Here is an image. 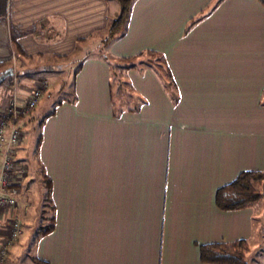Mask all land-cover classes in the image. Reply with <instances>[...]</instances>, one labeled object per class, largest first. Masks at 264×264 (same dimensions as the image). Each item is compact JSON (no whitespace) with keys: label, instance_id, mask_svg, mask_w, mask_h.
<instances>
[{"label":"crops","instance_id":"1","mask_svg":"<svg viewBox=\"0 0 264 264\" xmlns=\"http://www.w3.org/2000/svg\"><path fill=\"white\" fill-rule=\"evenodd\" d=\"M170 1L136 0L127 36L108 52L129 56L149 40L161 51V40L173 37L175 48L165 54L179 88L177 104L153 72L149 82L146 73L130 71L131 99L146 98L147 104L129 105L117 118L109 66L87 57L72 87L62 86L74 102L62 101L44 123L40 159L51 179L53 230L45 239H51L52 264H206L201 244L254 242L260 200L224 211L214 198L241 171H264V6L220 0L183 38L166 32ZM212 1L198 0L194 9ZM183 4L187 11L191 4ZM116 9L105 0H0V61L12 64L15 46L32 58L67 59L89 47L90 41L78 40H94ZM131 35L141 44L128 45ZM116 83L122 92L123 82ZM3 94L0 111L8 97ZM248 98L254 112L220 107L215 113V103ZM12 213H0V242ZM83 213L98 222L84 224Z\"/></svg>","mask_w":264,"mask_h":264},{"label":"rangeland","instance_id":"2","mask_svg":"<svg viewBox=\"0 0 264 264\" xmlns=\"http://www.w3.org/2000/svg\"><path fill=\"white\" fill-rule=\"evenodd\" d=\"M135 1L136 0H133L132 5ZM197 1L198 0L170 1V11L168 15L169 20L167 22L168 24L166 29L167 33L172 32L174 37L177 33L183 38L188 37L190 33L195 31L196 26L200 22H202L208 16V14H210L212 10L216 6H218V3L220 2V0H213L212 4L210 3L206 6H200L194 9L193 3ZM183 3L191 4L190 8L187 11ZM108 4H110V7H115L117 5L114 0H110ZM115 11H117V9ZM130 16L127 22L126 31L124 30L125 33L123 36L125 37L127 36L126 33L130 22ZM104 35V30L97 33L94 40H92L89 44V47L87 46L80 51H74V54L67 59H55L51 56L40 58L38 56H35L32 59L26 60L23 56L15 54L14 52V62L12 61L11 64L14 73L12 77L7 78L0 83V98L4 96V90L8 94V96H10L12 93H15L18 97L22 92H24L25 94V92L29 90L28 88H31L34 85V82L41 77L46 78L49 85L48 89L40 98L37 107L26 118V121L24 123L22 143L18 149L17 157L22 162H24L28 168L27 175L20 189L21 202L27 206V210L25 212H21L23 230L22 235L10 247L6 260L3 264H40L36 262V259L38 258L47 260L48 262H51V264L53 262L51 239L49 241H46L45 239L50 233L46 235H40L38 233L39 229L43 225L49 223L48 217L52 214V212L44 198L45 190L41 181L40 168L37 163V160L41 162L40 148L39 150L36 149L37 139L40 135H42L43 138L44 123L49 118H45L46 114L50 113L53 109H56L60 105L58 104L59 101H68L67 103L74 102L73 99H71V94H68L66 92V89H70V87H72L73 73L85 56V53H83L84 50H89V54L97 55V49L95 48L98 44V39L104 37ZM122 37H118L114 41H112L109 44V47ZM127 40L128 45L135 44V46H138L141 44V40L134 35H131ZM146 42H148L147 48L140 49L139 51L129 56L138 55L140 52H144L145 50H155L161 52L166 58L165 52H169L170 50L175 48V39L173 37H171V39L165 38L161 40V47L164 48L161 51L155 48L157 47V40H149ZM166 61L168 63L167 58ZM130 71H135L139 77H144V74L146 73V75L149 77V82L152 80L150 74L151 72H153L159 78L160 83H162V85L166 88L172 103H178L179 88L177 87V85L174 87V85L167 83L168 80L165 74H158L151 67H137L129 69L121 75L119 81L123 82L122 92L118 91L116 85V82H118L117 78H112V80L114 81L112 83V114L117 118L121 116L122 112H124L129 105H134L135 109H140L147 104L146 98H141L140 101L131 99L132 96L129 90L132 85L130 84L129 80H126V77ZM65 84L66 89L62 88V86H64ZM140 85L141 83L139 82V87ZM229 91L230 90H228L226 93H228ZM252 92L253 89H251L249 93ZM261 93L262 94L260 95L259 100L260 104L264 107V88L262 89ZM215 105V113L220 107L224 108L223 111H228V113H231L244 112L245 110L254 112L256 104L252 98H248L243 102V104H236L231 101L228 102L226 106L225 104L219 103H215ZM215 105L211 104L210 108L214 109ZM199 111V109H196L191 112ZM43 119V125L40 126V122ZM161 120H163L162 115H158L155 119L157 123H159ZM156 130L157 132H166V129L160 127H156ZM49 145H52V143H49ZM258 187L261 190L262 197L260 198V201L257 203L254 209L257 215L254 219V242L252 240V242L250 241L251 248L246 254V260L248 264H264V181ZM81 217L84 224L98 222V220L96 219V215H93L92 213H83ZM7 219H5L3 222L4 228L7 223ZM4 230L6 231V229ZM47 249H49L50 251Z\"/></svg>","mask_w":264,"mask_h":264},{"label":"trees","instance_id":"3","mask_svg":"<svg viewBox=\"0 0 264 264\" xmlns=\"http://www.w3.org/2000/svg\"><path fill=\"white\" fill-rule=\"evenodd\" d=\"M110 2V0H105ZM117 3V11L110 14L108 18V24L104 29V37L98 39L96 45L97 55L89 54V50L86 51L87 57H99L104 60L110 70V86L114 82L112 80L117 78L118 82L121 75L129 69L151 67L158 74H165L167 83L176 86L171 70L168 66L165 56L155 50H145L135 56H114L108 52L109 44L118 37H122L126 31L127 22L131 12V6L133 0H114ZM264 6V0H258ZM111 12V11H110ZM125 30V31H124ZM97 33V32H96ZM93 40V35L90 38L79 39L78 42H88ZM88 43V44H90ZM106 48V49H105ZM15 54L24 56V58L32 59V56L25 55L23 50L19 46L14 47ZM66 58L65 56H59ZM83 60L78 65L77 69L73 73V80L82 66ZM11 65L10 60L0 61V69H4ZM61 101L58 102L60 104ZM55 113L53 109L50 113L46 114L45 118L52 116ZM44 119L40 122V126L43 125ZM42 142V135L38 136L36 149L39 150ZM38 152V151H37ZM40 168L41 181L45 190V201L52 211L51 200V179L46 174L43 164L37 160ZM264 181V171H241L231 182L224 184L217 188L215 192V204L220 210H239L252 206L255 202L262 197L260 186ZM49 223L43 225L38 233L40 235H46L53 230V217L52 214L48 217ZM200 261L206 264H248L246 260V254L250 249V243L247 239H237L233 241H220L201 244L198 247ZM36 262L40 264H48V262L36 259Z\"/></svg>","mask_w":264,"mask_h":264},{"label":"built area","instance_id":"4","mask_svg":"<svg viewBox=\"0 0 264 264\" xmlns=\"http://www.w3.org/2000/svg\"><path fill=\"white\" fill-rule=\"evenodd\" d=\"M47 89V79L38 78L25 98L20 100L12 93L0 111V213L13 212L7 219L0 242V264L5 262L10 247L22 235L21 212L27 210L21 202L20 189L28 168L17 157L23 138L22 120L37 107Z\"/></svg>","mask_w":264,"mask_h":264},{"label":"water","instance_id":"5","mask_svg":"<svg viewBox=\"0 0 264 264\" xmlns=\"http://www.w3.org/2000/svg\"><path fill=\"white\" fill-rule=\"evenodd\" d=\"M12 75H13V68L10 66L5 68L0 72V83L9 77H12Z\"/></svg>","mask_w":264,"mask_h":264}]
</instances>
